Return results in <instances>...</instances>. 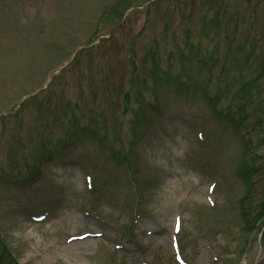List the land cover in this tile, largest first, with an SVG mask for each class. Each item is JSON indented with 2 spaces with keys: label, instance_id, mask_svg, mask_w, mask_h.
Returning <instances> with one entry per match:
<instances>
[{
  "label": "rangeland",
  "instance_id": "374dc122",
  "mask_svg": "<svg viewBox=\"0 0 264 264\" xmlns=\"http://www.w3.org/2000/svg\"><path fill=\"white\" fill-rule=\"evenodd\" d=\"M261 203L264 0H0V232L17 262L175 264L182 208L187 262L264 264V221L241 219ZM85 232L104 241L68 250Z\"/></svg>",
  "mask_w": 264,
  "mask_h": 264
},
{
  "label": "bare ground",
  "instance_id": "6f19581e",
  "mask_svg": "<svg viewBox=\"0 0 264 264\" xmlns=\"http://www.w3.org/2000/svg\"><path fill=\"white\" fill-rule=\"evenodd\" d=\"M84 242H88V240H86V241H84ZM70 247V248H69ZM67 249L68 250H72L73 248L75 249V250H77V249H79L80 247H82V242H78V243H74V244H72L71 246H69Z\"/></svg>",
  "mask_w": 264,
  "mask_h": 264
}]
</instances>
